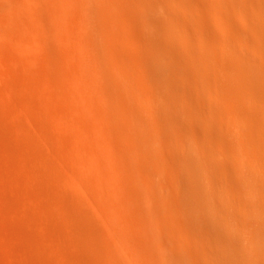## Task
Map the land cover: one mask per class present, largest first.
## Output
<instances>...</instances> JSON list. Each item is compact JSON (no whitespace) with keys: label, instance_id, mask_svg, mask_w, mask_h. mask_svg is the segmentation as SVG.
<instances>
[{"label":"bare ground","instance_id":"1","mask_svg":"<svg viewBox=\"0 0 264 264\" xmlns=\"http://www.w3.org/2000/svg\"><path fill=\"white\" fill-rule=\"evenodd\" d=\"M0 250L264 264V0H0Z\"/></svg>","mask_w":264,"mask_h":264},{"label":"rangeland","instance_id":"2","mask_svg":"<svg viewBox=\"0 0 264 264\" xmlns=\"http://www.w3.org/2000/svg\"><path fill=\"white\" fill-rule=\"evenodd\" d=\"M5 52H6L7 54L12 53L10 50H5ZM15 220L18 221V219H15ZM15 220H14V223H16V225H22V224H23L21 221H18V222H17V221H15ZM20 222H21V223H20ZM17 223H18V224H17ZM20 242L22 243V245H23L24 247H30L29 244H28L27 242H22V241H20ZM0 252H1V253H0V254H1L0 257H1V256L4 257V258L1 257L2 259H5V257L8 258V252H6V251H1V250H0Z\"/></svg>","mask_w":264,"mask_h":264}]
</instances>
